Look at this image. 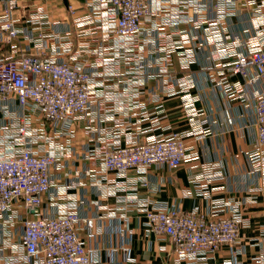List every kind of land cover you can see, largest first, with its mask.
<instances>
[{
  "label": "crops",
  "instance_id": "1",
  "mask_svg": "<svg viewBox=\"0 0 264 264\" xmlns=\"http://www.w3.org/2000/svg\"><path fill=\"white\" fill-rule=\"evenodd\" d=\"M10 1L11 18L22 32L10 42L0 41V60L23 50L45 58L80 61L94 72L101 69L102 62L114 65L115 76L96 77L90 105L83 116L72 118L66 126L50 127L31 115V126L38 130L43 127L52 138L51 148L60 149L58 164L51 170L53 185L41 195L42 214L50 217L67 210L77 212L81 218L79 236L100 249L103 264H176L168 238L146 226L138 207L121 204L127 192L120 188L140 175L133 170L126 176L108 173L107 181L93 183L98 165L90 155L95 148L109 147L114 135L125 145L128 135L139 143L157 134L206 129L201 139L192 135L185 138L188 154L197 159L175 169L166 165L149 167L143 175L147 186H140L139 196L184 211L206 212L209 202L192 177L211 167L219 168L223 178L208 185L211 198L239 206L244 222L240 229L244 253L239 259L252 261L258 251L255 239L264 225L261 194L249 191L259 183L257 176L250 174L248 163L254 137L253 116L247 103L226 96L220 84L237 81L250 94L252 89L264 90V83L246 86L240 75H230L226 69L214 66L210 44L214 38L209 27L216 23L221 43L229 47L238 42L252 46L253 26L259 18L256 8L263 0H161L159 5L153 1L150 18L142 22L139 36L127 47L134 50L139 45L144 61L159 59L150 66H140L137 59L126 66L106 48L101 37L114 16L108 12L102 18L90 0H0V10ZM260 15L264 16V7ZM35 20L50 26V34L40 41L29 36ZM80 32L86 34L79 36ZM168 39L177 48L167 61L161 62ZM147 40L150 42L141 44ZM154 47L158 52H151ZM187 49L192 50L188 67L183 62ZM210 73L213 82L208 78ZM2 107L0 103V123L6 120ZM7 110L14 117L22 113L15 100L8 102ZM194 112L196 116L192 117ZM152 118H158L156 129L150 127ZM112 209L128 216L130 236L111 226ZM229 214L228 210L221 213ZM25 217L17 203L0 216V264L18 243ZM88 225L94 231L91 237ZM4 226L9 230L7 236L3 234ZM99 226L101 233L96 234ZM123 246L130 249L128 258L124 257ZM229 256L228 248L223 247L209 263L221 264Z\"/></svg>",
  "mask_w": 264,
  "mask_h": 264
},
{
  "label": "built area",
  "instance_id": "2",
  "mask_svg": "<svg viewBox=\"0 0 264 264\" xmlns=\"http://www.w3.org/2000/svg\"><path fill=\"white\" fill-rule=\"evenodd\" d=\"M153 1L161 4V0H90L97 7L99 16L106 18L108 12L114 16L101 38L106 48L126 66H130L134 59L141 61L140 66L159 62V59L153 62L142 60L139 45L137 49L127 50L139 36L142 22L150 18ZM12 7L13 2L10 1L6 8L0 10V41L10 42L22 32L11 18ZM262 7L264 0L256 8L259 18L254 22L255 42L252 46L238 42L229 47L221 43L217 24L209 27L214 38L210 42L214 66L226 69L230 75H240L249 87L264 83ZM31 24L30 38L40 41L50 34L46 21L35 20ZM85 34L78 33L79 36ZM176 48L175 42L168 39L161 53V62L167 61ZM151 52H158V48L154 47ZM183 57L184 65L188 67L192 50L183 52ZM97 76L102 79L115 76L113 63L102 62L101 69L94 72L80 61L45 58L23 50L9 59L0 60V103L6 116V120L0 123V216L16 203L26 214L21 222L18 243L2 257L1 264H103L100 249L86 244L79 236L81 218L77 212L67 210L50 217L42 214L41 195L50 191L53 185L51 170L58 164L60 149L51 148V136L44 132L43 127L39 130L32 127L30 120L31 115H35L41 124L63 127L72 118L83 116L90 105ZM208 78L214 81L213 74L210 73ZM220 85L226 96L247 103L253 116L254 137L248 163L250 174L256 175L259 183L249 191L259 192L264 206V90L252 89L249 94L237 81ZM10 100H15L22 110L17 117L7 110ZM195 116L194 112L192 117ZM157 126L158 118H152L150 127L156 129ZM206 132V129H201L157 134L139 143L128 135L125 145L121 144L118 135H114L109 147L95 148L90 155L98 165L92 182L107 181L108 173L117 176H126L131 170L138 173V179H132L120 188L127 192L121 204L123 207H138L146 226L155 234L168 238L176 264H210V258L223 247L228 248L230 256L221 264H264V225L255 239L258 251L252 261L246 263L239 259L244 253V246L240 244V229L244 222L239 206L225 199L211 198L208 188L210 183L223 178L219 168L211 167L202 175L192 177L200 194L209 202L206 212L197 209L184 211L165 202L139 196L140 186H147L143 175L149 167L166 165L175 169L194 161L197 158L188 154L185 138L192 135L201 139ZM225 210L230 214L221 215ZM109 217L117 232L130 236L125 213L117 214L112 209ZM2 229L7 236L8 228L4 226ZM95 232L100 234L101 227H97ZM93 234L94 231L89 229V237ZM122 252L125 258L130 256L128 247L123 246Z\"/></svg>",
  "mask_w": 264,
  "mask_h": 264
}]
</instances>
